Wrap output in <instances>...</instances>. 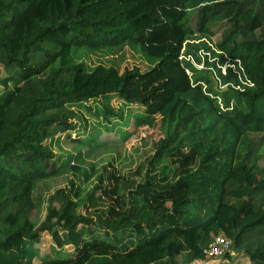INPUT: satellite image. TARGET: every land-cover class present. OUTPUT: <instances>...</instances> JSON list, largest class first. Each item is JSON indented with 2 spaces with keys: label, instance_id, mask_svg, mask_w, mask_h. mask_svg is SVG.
<instances>
[{
  "label": "trees",
  "instance_id": "trees-1",
  "mask_svg": "<svg viewBox=\"0 0 264 264\" xmlns=\"http://www.w3.org/2000/svg\"><path fill=\"white\" fill-rule=\"evenodd\" d=\"M218 33L221 61H235L249 84L216 90L226 105L236 102L229 112L183 59L189 40ZM106 48L116 68L88 74L72 63L75 49ZM130 50L145 70L123 68ZM0 68V264H178L183 255L206 262L217 259L205 250L218 236L264 264V242L248 245L264 231V0H0ZM132 115L128 138L103 141L104 130ZM156 128L157 141H138L152 145L140 163L153 170L166 160V176L129 182L132 169L119 168L110 176L131 191L130 209L105 210L90 197L79 210L71 180L47 199L59 207L36 224L45 182ZM44 233L53 245L41 255Z\"/></svg>",
  "mask_w": 264,
  "mask_h": 264
},
{
  "label": "rangeland",
  "instance_id": "rangeland-1",
  "mask_svg": "<svg viewBox=\"0 0 264 264\" xmlns=\"http://www.w3.org/2000/svg\"><path fill=\"white\" fill-rule=\"evenodd\" d=\"M195 24V22H193ZM221 33H218L212 40L207 38H194L187 42L186 49L184 51L183 59L191 63L194 71L190 69L191 76L194 80L198 81L202 85L203 90L210 94L213 98L217 100L219 108L221 111L229 112L236 109V102L232 99L228 105H226L225 100L221 96L229 86L235 90H243L246 85H249L245 80L241 69L237 67V63L230 59H225L221 61L219 57V52L215 51V42L219 40ZM73 64L83 63L85 65L86 73H92L97 67L104 66L106 68H116L117 58L114 51L110 48H106L100 51H94L90 49H75L72 58ZM133 68L140 67L145 70L147 67L146 60L144 57L131 50L128 52L127 62L123 64V68ZM230 72L232 75H230ZM0 76L5 77L3 69L0 68ZM232 76H235L232 80ZM81 79V81H83ZM216 90L222 92L217 94ZM221 90V91H220ZM130 120L125 122L114 123L108 130H104L105 139L103 141L106 143H116L123 142L129 137L135 130L133 127L134 115L129 116ZM149 134V138L157 141L160 138L159 128L153 130H143L140 136L128 143L127 146L124 145L118 151L110 150L113 146L108 145L103 147L104 151L100 154H92L90 158L86 160L84 165L79 167L75 172V175H65L62 177H57L54 180H50L44 183V195H46V201L42 212H37L34 214L33 219L38 225L46 215L47 208H58L57 203L50 199H47L54 194V192L68 185V182L74 180L75 187L71 191V198L77 204V207L83 209L85 206H90L89 198L94 197L98 203H102L103 209L114 206L117 209L125 210L130 209L133 200V195L131 191L121 190V184L117 182L118 180L114 177H110L111 174L118 175L116 169L121 170H131L128 173L126 180L129 182H145L147 175L150 177L156 176L157 181L160 182L162 178L166 176L164 168L166 166V160L157 164L156 169H147L148 166L142 165L140 162L145 161V159L151 154L152 145H140L138 141L145 138ZM254 140H259L262 137L260 135H253L251 137ZM100 143V142H99ZM63 150L70 151V146L68 144H61ZM54 150L58 153L60 152V146L55 147ZM186 153L189 154V149H185ZM262 158L259 161V166L264 170V147L261 150ZM179 158V155L177 156ZM89 161H91L95 166H97V171H91L89 166ZM148 163V162H147ZM116 168V169H115ZM237 199L230 198L231 203H237ZM100 206V207H101ZM105 212V211H104ZM105 215V214H104ZM103 215V216H104ZM91 230L94 228L91 227ZM258 242H264V231L256 235L253 239L251 238L248 242L249 244L257 245ZM53 245L50 235L47 233L43 234V240L41 248V255L50 252L51 246ZM247 245V244H246ZM231 243L230 247L232 248ZM72 248L67 249L69 253L72 252ZM230 258L219 257L217 259H209L206 262L202 261H191L187 255H183L178 258V264H253L251 259L247 257L245 249L240 251H235L230 249ZM36 261V264H39Z\"/></svg>",
  "mask_w": 264,
  "mask_h": 264
},
{
  "label": "built area",
  "instance_id": "built-area-1",
  "mask_svg": "<svg viewBox=\"0 0 264 264\" xmlns=\"http://www.w3.org/2000/svg\"><path fill=\"white\" fill-rule=\"evenodd\" d=\"M188 74L191 76L190 70H187ZM230 241L222 236L215 238L211 242L208 248L205 250V254L208 258H219L223 257L230 250Z\"/></svg>",
  "mask_w": 264,
  "mask_h": 264
}]
</instances>
